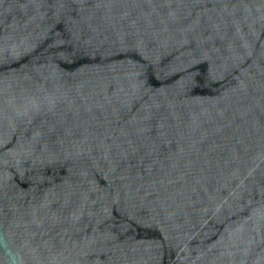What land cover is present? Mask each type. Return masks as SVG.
I'll return each mask as SVG.
<instances>
[{
	"label": "water",
	"instance_id": "obj_1",
	"mask_svg": "<svg viewBox=\"0 0 264 264\" xmlns=\"http://www.w3.org/2000/svg\"><path fill=\"white\" fill-rule=\"evenodd\" d=\"M0 264H264V0H0Z\"/></svg>",
	"mask_w": 264,
	"mask_h": 264
}]
</instances>
